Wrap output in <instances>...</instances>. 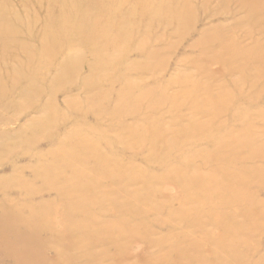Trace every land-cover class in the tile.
Listing matches in <instances>:
<instances>
[{"label":"rangeland","instance_id":"1","mask_svg":"<svg viewBox=\"0 0 264 264\" xmlns=\"http://www.w3.org/2000/svg\"><path fill=\"white\" fill-rule=\"evenodd\" d=\"M54 1L0 0V264H264V0H78L101 23L52 34Z\"/></svg>","mask_w":264,"mask_h":264},{"label":"bare ground","instance_id":"2","mask_svg":"<svg viewBox=\"0 0 264 264\" xmlns=\"http://www.w3.org/2000/svg\"><path fill=\"white\" fill-rule=\"evenodd\" d=\"M132 1H135V0H132ZM137 1V0H136ZM140 1H143V0H140ZM161 1H171V0H161ZM176 2H178L179 0H175ZM79 1L78 0H55L54 2H49L48 6L46 7V16L54 13L56 10H59L60 14H62L67 20L68 22L66 24H64L63 21H61L60 23H51L49 24V30L50 32L53 34L52 31L55 32V30L58 32V33H62V29H63V26L64 25H69L70 27L71 26H82L83 25V28H81V30H84L86 32H91L92 30L89 31V25L93 23L92 19L94 20V24H100L101 22L98 20L97 22V19L95 18H91V15H93V13H90L92 11V9H86V10H83L79 7V5H77ZM71 3V4H70ZM135 3H138V2H135ZM79 7V9H81L82 11L86 12V13H89V14H86L82 17H80V19H72L73 21H70L68 18L74 16V17H78V13H75L74 11H72L73 9L76 10L77 9V6ZM136 8H137V5L135 4L134 5ZM45 11V12H46ZM172 10H168L169 13H167L169 16H172V15H176V13H171ZM146 14V13H145ZM150 14V12H149ZM97 17L99 16V14L97 13L96 15ZM99 19V17H98ZM128 26V24H127ZM135 27L134 25L131 26L130 25V28H126V30L119 34V35H106V34H101L100 35V41H99V37H98V42H97V45H96V49H91L92 52L94 51V55L95 57L99 56L100 54V51L98 50V45H102V49H108L107 46H110L111 49H115L116 47H118L122 41L124 39H126L128 36H130L132 33H134L135 31L132 30V29H135L133 28ZM149 27V23H146V29ZM137 29V28H136ZM69 31L66 30V33H68ZM65 33V32H64ZM74 63H69V64H65L64 67H63V70H66L67 68H69V70H71L75 64L73 65ZM73 65V66H72ZM32 72V71H31ZM60 72V71H59ZM58 72V73H59ZM64 72V71H63ZM28 72H21L17 75H20L22 77H24L23 81L26 82V77L29 78L32 82H33V78L30 76L31 74L29 73L28 75ZM16 78L18 79V76H16ZM56 78V77H55ZM60 77L56 78V79H59ZM17 246H15V249L16 251L18 250V248H24V246H26L27 244H24L22 245V247H20V245L17 243L16 244ZM28 255H29V259L31 261H33V263L36 262H40V260L38 259V257L36 256V252L34 250H32L31 252L29 251L28 252Z\"/></svg>","mask_w":264,"mask_h":264}]
</instances>
